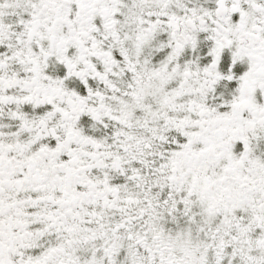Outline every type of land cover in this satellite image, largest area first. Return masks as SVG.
Returning a JSON list of instances; mask_svg holds the SVG:
<instances>
[{
	"label": "snow or ice",
	"instance_id": "snow-or-ice-1",
	"mask_svg": "<svg viewBox=\"0 0 264 264\" xmlns=\"http://www.w3.org/2000/svg\"><path fill=\"white\" fill-rule=\"evenodd\" d=\"M0 264H264V0H0Z\"/></svg>",
	"mask_w": 264,
	"mask_h": 264
}]
</instances>
